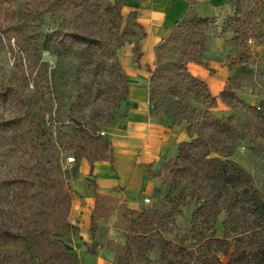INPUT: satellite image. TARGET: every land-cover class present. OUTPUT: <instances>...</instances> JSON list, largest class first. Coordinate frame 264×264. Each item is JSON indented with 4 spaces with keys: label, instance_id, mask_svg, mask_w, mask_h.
<instances>
[{
    "label": "trees",
    "instance_id": "1",
    "mask_svg": "<svg viewBox=\"0 0 264 264\" xmlns=\"http://www.w3.org/2000/svg\"><path fill=\"white\" fill-rule=\"evenodd\" d=\"M29 1L37 6L38 14L56 19L57 37L83 48L87 72L93 71L100 78L111 76L116 103L107 115L72 112L68 129L59 141L47 126L57 121L52 115H31L25 109L0 118V261L6 256L5 249L15 247L21 264H78L72 243L76 235L68 241L59 238L72 227L69 217L77 193L73 182L79 177L81 161L88 160V185L95 190L90 226L94 232L98 220L110 219L112 209L108 204L114 200L100 192L92 178L95 162H116L112 140L100 132L116 120L129 97L120 50L132 44L135 62L142 68L141 42L146 31L136 11L129 14L134 21L130 19L124 25L125 0ZM227 2L234 7L238 30L264 43V0ZM193 12L191 7L156 46L155 67H146L151 74L152 108L173 118L169 127L186 120L189 138L179 144L175 157L157 161L158 169H154L156 161L142 165L144 172L168 184L169 192L151 209H128L133 217L125 244L116 249V264H264V196L255 178L233 159L241 136L235 116L213 112L219 99L232 107L247 105L253 132L264 139V100L258 106L246 104L233 88L234 76L215 95L205 80L190 71L191 62L207 66V30L215 20L191 17ZM21 28L16 26L15 30L21 32ZM53 87L51 84L50 90ZM103 93L94 88L85 90L80 93L81 103L86 102L83 105L87 107L89 99H99ZM192 101L205 108H192ZM70 150L75 153V162L68 166L63 154ZM12 158L17 160L15 167L10 165ZM188 198L198 205L191 220V240L170 237L173 215L181 211L180 205ZM223 213L227 214L223 235L209 237L207 233ZM157 250L160 257L153 259L151 254Z\"/></svg>",
    "mask_w": 264,
    "mask_h": 264
},
{
    "label": "rangeland",
    "instance_id": "2",
    "mask_svg": "<svg viewBox=\"0 0 264 264\" xmlns=\"http://www.w3.org/2000/svg\"><path fill=\"white\" fill-rule=\"evenodd\" d=\"M107 1L115 2L116 0ZM218 1L221 3L222 0ZM37 9V6L29 0H0V118L22 113L25 109L29 110L31 115L47 117L52 115L57 121L54 125L47 124V126L54 132L53 138L59 141L64 130L68 129L69 116L72 112L83 111L91 114L96 111L106 115L111 113L116 103L112 98L116 86H113L109 74L100 78L95 77L96 74L93 71L87 72L89 67L85 61L86 53L83 48L74 47L57 37L54 33L56 19L50 15L38 14ZM194 15L191 13V17ZM211 17L215 20L207 30L208 58L214 63L228 65L230 67L228 80L232 76L236 77L231 83L239 98L248 105L258 106L264 100V43L238 30V24L234 20V7L227 0H224L216 14ZM130 19L134 21L129 15H125L124 25ZM16 26H22L21 32L15 30ZM250 39H253L251 45ZM132 46L127 44L122 48L119 57L129 86L130 81L149 80L151 76L146 72L147 65L143 64L142 71L139 70ZM155 64L156 61L150 63L152 67H155ZM208 64L209 62L207 67ZM97 78L98 80L94 82ZM207 83L211 86L210 82ZM51 84L54 87L50 90ZM37 85L39 89H36ZM91 88L105 91V93L99 99H89L90 105L84 107L83 104L86 102L81 103L80 93ZM47 91L49 93L44 96L43 94ZM6 93L9 94L7 98L4 97ZM128 106L130 107L128 100L124 101L116 120L103 126L102 130L106 131L105 136H108V129L113 127L114 123L119 124L118 119L125 110L129 111ZM191 106L198 109L205 108L203 104L195 101L191 102ZM154 112L159 115V122L165 126L173 122L171 116L155 110ZM213 112L218 116L232 114L235 116L234 122L241 131V136L233 159L255 178L264 196V139L253 132L255 128L251 126L253 120L247 105L242 103L232 107L219 99V104L213 108ZM179 124L187 133L186 120ZM188 138L187 134L186 140ZM116 142L118 143V140ZM177 148L171 157L176 156ZM63 156L68 166L74 164L68 162L69 157L75 156L73 150L65 152ZM10 165L15 167L17 160L12 158ZM159 166L160 162L156 161L154 169H158ZM143 173V187L135 197H131L125 188L112 189L108 192V195L114 199L108 204L112 209V215L109 220H98L94 232L88 227L86 231L91 240L85 241L82 249L96 252L100 247L107 248L115 255L116 249L126 242L127 227L129 220L133 217L128 209L139 211L151 209L158 201L165 200L169 192L168 184H165L161 178L151 176L148 172L143 171ZM89 197L78 190L74 195L72 208L77 205L74 211L76 214L75 217L72 216L71 211L69 222L72 227L59 236L63 241L71 240L72 236L76 235L72 240L74 244L75 239L82 238L80 232L86 214L80 211L83 207L87 208L90 205ZM146 197L150 198L151 202L146 203ZM197 207L196 202L189 198L180 205L181 211L173 215V232L169 235L170 237L190 238L192 236L191 220ZM87 210L89 212V209ZM226 218L227 214L223 213L214 229L207 233L209 237L223 235V223ZM5 254L0 264H21L20 252L15 247L5 249L3 255ZM151 257L158 259L160 251L153 252ZM225 260L227 261V258Z\"/></svg>",
    "mask_w": 264,
    "mask_h": 264
},
{
    "label": "crops",
    "instance_id": "3",
    "mask_svg": "<svg viewBox=\"0 0 264 264\" xmlns=\"http://www.w3.org/2000/svg\"><path fill=\"white\" fill-rule=\"evenodd\" d=\"M223 2L224 0L221 3L218 0H125L124 16L136 11L138 21L146 31V36L141 42L142 67L143 64L156 61V46L170 35L176 22L182 19L191 7L194 8L195 15L211 17L216 14ZM208 54L207 51L204 55V61L209 62L208 67L191 62L189 69L199 78L210 82L213 94L219 95L227 85L230 67L225 63L212 62ZM142 69L139 68L141 71ZM146 72L149 73L147 69ZM149 85L150 79L130 81L128 97L130 107H127L129 111L125 110L118 119L119 124L114 123L113 127L108 129L116 162L108 160L95 162L92 176L99 185V191L104 194L108 195V192L115 188H125L131 197H135L143 187L142 165L173 156L177 145L187 138V133L181 129L180 124L169 127L159 122V115L154 112L150 103ZM90 172V163L83 159L80 163L79 177L73 182L78 192L90 196L88 198L90 207H83L80 211L86 214L80 232L82 238L75 239L73 244L79 256L78 264H116L115 255L107 248L100 247L96 252L82 249L84 242L91 240L86 230L91 226V213L95 207V190L89 187L87 180L91 177ZM75 206L77 205L72 208L74 217Z\"/></svg>",
    "mask_w": 264,
    "mask_h": 264
},
{
    "label": "built area",
    "instance_id": "4",
    "mask_svg": "<svg viewBox=\"0 0 264 264\" xmlns=\"http://www.w3.org/2000/svg\"><path fill=\"white\" fill-rule=\"evenodd\" d=\"M249 44L251 45V44H253V39H250L249 40ZM102 135H105L106 134V131L105 130H102L101 132H100ZM68 162H75V158L74 157H69V161ZM145 202L146 203H149V202H151V200H150V198H148V197H146L145 198Z\"/></svg>",
    "mask_w": 264,
    "mask_h": 264
}]
</instances>
